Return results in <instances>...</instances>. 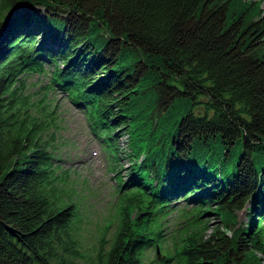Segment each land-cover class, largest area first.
I'll use <instances>...</instances> for the list:
<instances>
[{"label":"trees","instance_id":"obj_1","mask_svg":"<svg viewBox=\"0 0 264 264\" xmlns=\"http://www.w3.org/2000/svg\"><path fill=\"white\" fill-rule=\"evenodd\" d=\"M33 73L50 76L42 98L27 91ZM55 88L84 104L112 153L121 157L127 135L129 173L148 185L121 195L116 231L92 249L76 181L54 161ZM124 166L116 157V176ZM220 172L203 197L215 220L200 215L156 264H264L261 1L0 0V264H147L146 249L164 239L149 227L163 202L149 177L168 190L176 179L205 187ZM136 207L148 217L134 221Z\"/></svg>","mask_w":264,"mask_h":264},{"label":"rangeland","instance_id":"obj_2","mask_svg":"<svg viewBox=\"0 0 264 264\" xmlns=\"http://www.w3.org/2000/svg\"><path fill=\"white\" fill-rule=\"evenodd\" d=\"M259 1L264 7V0ZM42 38L40 37V42ZM26 81L28 85L27 91L34 93V97L42 98L43 95H40L38 91L40 87L46 86L50 82V76L33 73L27 77ZM49 96L59 106L54 109V114L58 113L60 125L59 137H57L55 143L58 151L57 162L62 168L70 169L71 177L76 180L78 203L86 213V247L92 249L93 243L96 242L99 233L103 231L105 224L116 216L118 207L115 202L118 199L116 193L117 181L114 178V172L109 169L107 153L99 142L101 139L92 134L93 132L91 133L92 130H90L88 120L81 109L72 104L70 98L61 94L58 90L51 92ZM126 139V134L121 135L119 143L120 160L125 165V169L129 165V159L125 153L128 148ZM122 173L125 176V180H127L128 175H130L128 171L122 170ZM250 202L251 199L245 204L244 208L242 206V209H238L237 217L239 223L247 222L248 215L246 212ZM195 214L196 212L192 208L191 203L183 201L166 207L165 211L159 216L158 223L161 221H173L176 218L193 220ZM207 217L211 221L216 218L213 212ZM184 225L186 224L180 223L166 230L165 236L171 243V247L174 238L179 237V232L176 229H180ZM114 229L115 224L107 230V238H110ZM193 229L195 228L193 227L190 231ZM208 230L207 228L204 232H209L210 230ZM152 251L153 249L147 253L146 261H149V263L154 255ZM81 264H85V262L81 261Z\"/></svg>","mask_w":264,"mask_h":264},{"label":"bare ground","instance_id":"obj_3","mask_svg":"<svg viewBox=\"0 0 264 264\" xmlns=\"http://www.w3.org/2000/svg\"><path fill=\"white\" fill-rule=\"evenodd\" d=\"M261 212V211H260Z\"/></svg>","mask_w":264,"mask_h":264}]
</instances>
